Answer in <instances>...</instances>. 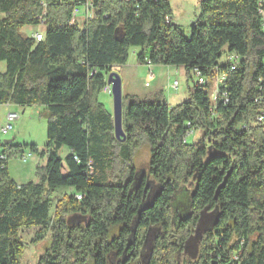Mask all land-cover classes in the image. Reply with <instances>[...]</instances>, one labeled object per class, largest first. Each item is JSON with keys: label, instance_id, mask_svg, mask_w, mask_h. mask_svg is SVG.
Instances as JSON below:
<instances>
[{"label": "trees", "instance_id": "obj_1", "mask_svg": "<svg viewBox=\"0 0 264 264\" xmlns=\"http://www.w3.org/2000/svg\"><path fill=\"white\" fill-rule=\"evenodd\" d=\"M260 1L202 0L187 39L169 0H0V62L6 64L0 107L42 106L49 114L38 184L11 179L9 161L26 146L0 140V264H21L19 232L32 228L39 229L33 242L49 233L53 239L39 264H112L129 243L132 264H179L177 252L205 210L216 214L214 227L203 235L199 257L184 264H264V134L255 104L264 79ZM87 4L91 18L81 26L77 15ZM31 26L45 27L40 42L22 33ZM131 49H141L142 64L182 67L190 77L197 70L210 79L226 74L230 102L214 108L210 85L198 81L176 107L158 93L126 108L133 97L124 96L127 142L120 144L99 98ZM230 54L242 59L235 72L227 65ZM194 131L203 136L190 145L186 138ZM145 140L151 160L138 188L133 160ZM63 148L70 151L65 158ZM148 180L158 193L142 210ZM191 185L192 216L175 222L173 196ZM62 188L72 194L54 205ZM149 229L158 237L150 261L140 263Z\"/></svg>", "mask_w": 264, "mask_h": 264}, {"label": "rangeland", "instance_id": "obj_2", "mask_svg": "<svg viewBox=\"0 0 264 264\" xmlns=\"http://www.w3.org/2000/svg\"><path fill=\"white\" fill-rule=\"evenodd\" d=\"M201 1L169 0L173 11V22L183 29L187 39L191 36L190 25L200 13ZM85 12L86 10L83 8L77 15V21L81 26L86 20ZM45 30L44 26H31L24 28L22 33L31 36L35 31L44 34ZM140 52L141 49H131L128 63L125 66H118L113 69V72L117 73L122 80L123 95L133 97L129 101L125 100V107L127 108L132 102H152L158 93H163V97L171 107H176L187 101L190 97L191 90L197 85V78L193 74L190 77L182 67L149 66L142 64L138 60V54ZM5 71L6 64L0 62V74L5 73ZM175 81L179 82L178 88L174 87ZM215 87V83L210 84L209 94L211 100H214ZM99 101L113 115L112 97L107 93H103ZM8 110L18 113L20 118L15 123L14 131L7 137H3L0 134V140L3 142L12 141L14 146H26L23 154L16 155L9 161V175L18 185H24L30 182L38 184V169L43 168L47 162L46 156H43L42 153L46 151L47 120L49 114L46 108L42 106L23 107L10 104L1 106L0 129L6 124ZM202 136V132L194 131L187 136L186 141L188 144L193 145L198 143ZM30 146H36L38 152H32ZM30 154L31 157L24 163L22 157H28ZM60 155L62 158H65L68 155V149L63 148ZM150 160L151 148L149 142L145 140L134 156L133 164L136 171L140 173L148 171ZM154 187L156 189V186ZM193 189V185L189 186V188L182 187L173 196L171 209L175 222L177 219H186L190 215ZM71 192L72 190L67 188L58 189L53 196L54 205L66 195L64 193L69 194ZM208 214L212 215L210 211ZM38 231V228L20 230L19 237L25 245L21 264H39L40 260L47 253L51 252L50 250L53 244L52 234L49 233L42 240L33 242Z\"/></svg>", "mask_w": 264, "mask_h": 264}, {"label": "water", "instance_id": "obj_3", "mask_svg": "<svg viewBox=\"0 0 264 264\" xmlns=\"http://www.w3.org/2000/svg\"><path fill=\"white\" fill-rule=\"evenodd\" d=\"M107 85L111 87V97L113 99V122H114V135L115 139L120 144H125L127 142V136L124 131L123 127V118H124V95H123V86H122V80L120 76L117 73L111 72L107 76ZM6 144H10L11 141H5ZM230 173L226 176L223 184L219 187L217 190L216 198L220 192V190L224 189L228 177ZM144 177V173L138 172V174L135 177V186L139 188L141 179ZM150 189V193L148 195L147 200L143 204L142 210L148 209L151 204L153 203V200L155 199L158 188L155 189V187L152 186V183L150 180L146 183L145 193ZM209 210H205L201 218L198 222V226L194 232V236H192L189 241L187 242V245H191L188 249L189 252L193 254L194 260H196L199 257V251H200V244L203 238V235L207 233L208 231H211L213 229V225L216 219V214L212 213L208 214ZM141 213V211L139 212ZM211 215V216H210ZM135 232V230H134ZM150 234H152L150 236ZM158 233L153 231L152 229L149 230L148 233V253H146L145 261L144 263L150 261L152 254H153V242L157 239Z\"/></svg>", "mask_w": 264, "mask_h": 264}, {"label": "built area", "instance_id": "obj_4", "mask_svg": "<svg viewBox=\"0 0 264 264\" xmlns=\"http://www.w3.org/2000/svg\"><path fill=\"white\" fill-rule=\"evenodd\" d=\"M90 5L87 4L86 6V16L87 18H91L90 14ZM77 13V12H76ZM259 15L262 20V28L264 29V0H261L259 3ZM44 24V23H42ZM33 38H35L38 42H40L43 39V35L41 33H36L33 35ZM264 62V60H263ZM242 63V59L237 54H230L227 58V65L230 69V72H235L238 70L240 64ZM149 66L150 63H148ZM195 75L198 80V84L200 86H206L210 85L212 83H215L216 87L214 90V100H212V103L214 105V108L218 106L219 103L223 105H227L230 102L229 93L223 89L224 84L227 81V75L226 74H220L216 75L212 79L203 77L200 71H195ZM174 87H179V82L175 81ZM258 91L260 93V96L255 100V104L258 106L257 116H256V125L260 128L262 133L264 134V79H260L258 82ZM111 87L106 85L104 89V93H107L111 96ZM20 115L16 112H12L8 110V113L6 114V124L0 129V134L3 137H7L10 135L14 129H15V123L19 120ZM243 130H247V127H243ZM193 132H190L188 135L192 134ZM31 157V154L28 155V157H22V161L25 163L27 160ZM2 160H6L5 156L1 157ZM77 199L79 201L82 200V196H77ZM238 258L235 257V261H237Z\"/></svg>", "mask_w": 264, "mask_h": 264}, {"label": "flooded vegetation", "instance_id": "obj_5", "mask_svg": "<svg viewBox=\"0 0 264 264\" xmlns=\"http://www.w3.org/2000/svg\"><path fill=\"white\" fill-rule=\"evenodd\" d=\"M191 216H192V212L190 213V215L186 219L190 218ZM180 220L181 219H179L178 221L180 222ZM183 220H185V219H183ZM179 222L175 223V225L178 226L180 224ZM197 226H198V223L195 226V230H196ZM149 230H148V233H149ZM151 235L152 234H150V236ZM192 236H194V234H192L191 237ZM147 239H148V234L146 235V238L144 240V243L142 244V246L139 249L137 261L139 260L140 263H144L143 261H145V258H147L146 255H145L146 253H148V247H149L148 246V240ZM188 241H186L183 244V246H181V248L177 252V261H178L179 264L188 263V262H190V261H192V260L195 259L193 257V254L188 251L189 247L191 246L190 244L187 245V242ZM130 247H131V243H129L128 246H127V248L125 249L124 256L123 257H115V258H113L112 264H132L133 263V260H136V259H133L132 258V254H133L132 252L131 253H128ZM181 257H184V258H181Z\"/></svg>", "mask_w": 264, "mask_h": 264}, {"label": "crops", "instance_id": "obj_6", "mask_svg": "<svg viewBox=\"0 0 264 264\" xmlns=\"http://www.w3.org/2000/svg\"><path fill=\"white\" fill-rule=\"evenodd\" d=\"M194 22H195V21H194ZM194 22H193V23H194ZM193 23H192V24H193ZM192 24H191L190 26H192ZM38 32H39V31H35L34 33L31 34V36H33L34 34H36V33H38ZM137 53H138V52H137ZM11 143H12V141H11ZM62 151H63V149L61 150V152H62ZM69 154H70V151L68 150V155H69ZM64 194H67V193H64ZM69 194H72V192L69 193Z\"/></svg>", "mask_w": 264, "mask_h": 264}]
</instances>
